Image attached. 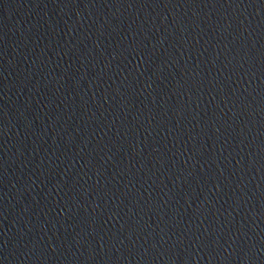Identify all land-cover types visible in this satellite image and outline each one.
I'll use <instances>...</instances> for the list:
<instances>
[{
    "label": "water",
    "instance_id": "1",
    "mask_svg": "<svg viewBox=\"0 0 264 264\" xmlns=\"http://www.w3.org/2000/svg\"><path fill=\"white\" fill-rule=\"evenodd\" d=\"M0 264H264V0H0Z\"/></svg>",
    "mask_w": 264,
    "mask_h": 264
}]
</instances>
